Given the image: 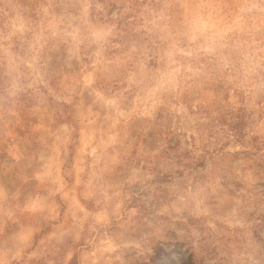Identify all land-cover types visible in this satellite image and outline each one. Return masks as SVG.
Returning a JSON list of instances; mask_svg holds the SVG:
<instances>
[{
	"label": "rangeland",
	"instance_id": "1",
	"mask_svg": "<svg viewBox=\"0 0 264 264\" xmlns=\"http://www.w3.org/2000/svg\"><path fill=\"white\" fill-rule=\"evenodd\" d=\"M0 264H264V0H0Z\"/></svg>",
	"mask_w": 264,
	"mask_h": 264
}]
</instances>
